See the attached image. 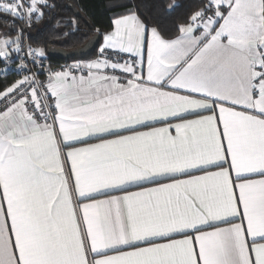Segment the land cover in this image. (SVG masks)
<instances>
[{
  "label": "snow or ice",
  "instance_id": "snow-or-ice-1",
  "mask_svg": "<svg viewBox=\"0 0 264 264\" xmlns=\"http://www.w3.org/2000/svg\"><path fill=\"white\" fill-rule=\"evenodd\" d=\"M48 6L0 0V59ZM112 7L95 59L0 90V264H264V0L172 39Z\"/></svg>",
  "mask_w": 264,
  "mask_h": 264
},
{
  "label": "trees",
  "instance_id": "trees-1",
  "mask_svg": "<svg viewBox=\"0 0 264 264\" xmlns=\"http://www.w3.org/2000/svg\"><path fill=\"white\" fill-rule=\"evenodd\" d=\"M69 2L78 7L90 24L93 25V29L85 20L76 17L66 6ZM120 3L126 4L128 7L135 5L138 14L149 27H157L165 38L172 39L178 35L176 25L186 19L197 0H48L49 6L44 8V16L39 20L33 19L31 26L25 25L22 35L26 34L29 43L43 49L46 54L50 48L72 51L82 47L93 36L97 38V29L101 33L109 30L111 18L117 12L125 10L112 7ZM171 3L178 6L172 12L165 11L163 6ZM10 21V17L0 14V35L9 33L10 27L19 29L20 25L24 23L17 21L16 24L11 25ZM15 34L13 31L12 36H15ZM98 39H100L99 45L88 59L95 58L96 52L102 43V37ZM49 58L54 63L76 61L52 56H49ZM17 78V72L13 64L8 67L6 61L0 59V90L5 85L16 81Z\"/></svg>",
  "mask_w": 264,
  "mask_h": 264
},
{
  "label": "built area",
  "instance_id": "built-area-1",
  "mask_svg": "<svg viewBox=\"0 0 264 264\" xmlns=\"http://www.w3.org/2000/svg\"><path fill=\"white\" fill-rule=\"evenodd\" d=\"M21 43L23 50L19 55L24 57V63L27 64V68L22 69L20 67L21 61L20 59H18L19 66L16 69L18 76L17 79H20L23 75L35 74L40 81H46L49 72L63 70L68 66L76 63L75 61H63L59 63H54L50 60L49 56L45 52H44L45 55L43 57L36 56L34 60L32 57L27 56L26 53L29 47L32 49H37L38 47L29 43L26 34L22 38ZM97 55H98V51H97Z\"/></svg>",
  "mask_w": 264,
  "mask_h": 264
},
{
  "label": "water",
  "instance_id": "water-1",
  "mask_svg": "<svg viewBox=\"0 0 264 264\" xmlns=\"http://www.w3.org/2000/svg\"><path fill=\"white\" fill-rule=\"evenodd\" d=\"M66 6L74 13L76 17L85 20L89 24L91 29L94 28L93 25L90 24L86 16L78 9L75 4L69 2L66 4ZM99 41L100 39L96 38V36H93L88 42H86L82 47L78 49L69 51L50 48L47 50V54L49 56L65 60L87 59L94 53L99 45Z\"/></svg>",
  "mask_w": 264,
  "mask_h": 264
},
{
  "label": "crops",
  "instance_id": "crops-1",
  "mask_svg": "<svg viewBox=\"0 0 264 264\" xmlns=\"http://www.w3.org/2000/svg\"><path fill=\"white\" fill-rule=\"evenodd\" d=\"M13 39L15 38V36L14 37H12ZM102 44V43H101ZM101 44H100V46H101ZM99 46V47H100ZM92 59H95V58H92ZM92 59H88V60H76L75 62L77 63V62H79V63H85V62H87V61H89V60H92ZM6 63H7V65H8V67H11V65L13 64V67L15 68V69H17L18 68V66H19V62H18V59H16V58H12L11 60H9V61H6ZM173 134H174V132H173ZM91 142H95V141H91ZM256 178H259V177H256ZM133 190H136V189H133Z\"/></svg>",
  "mask_w": 264,
  "mask_h": 264
},
{
  "label": "rangeland",
  "instance_id": "rangeland-1",
  "mask_svg": "<svg viewBox=\"0 0 264 264\" xmlns=\"http://www.w3.org/2000/svg\"><path fill=\"white\" fill-rule=\"evenodd\" d=\"M33 19H34V18H33ZM34 20H36V19H34ZM12 37H14V36H12ZM23 37H24V35H22V38H23ZM22 38H21V41H22ZM98 49H99V48H98ZM97 51H98V50H97ZM13 57L16 58V59H18V58H17V54H15V53L13 54L12 58H13ZM96 57H97V52H96V56H95V58H96ZM84 60H88V58H87V59H84Z\"/></svg>",
  "mask_w": 264,
  "mask_h": 264
}]
</instances>
